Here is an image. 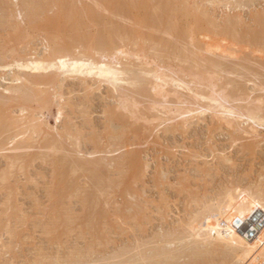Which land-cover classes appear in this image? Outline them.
Here are the masks:
<instances>
[{
    "label": "rangeland",
    "instance_id": "374dc122",
    "mask_svg": "<svg viewBox=\"0 0 264 264\" xmlns=\"http://www.w3.org/2000/svg\"><path fill=\"white\" fill-rule=\"evenodd\" d=\"M140 1L123 0L134 18L119 0H0V264H237L213 208L264 195V0H171L180 30L199 22L190 40ZM62 53L131 82L21 67ZM213 98L262 120L227 126Z\"/></svg>",
    "mask_w": 264,
    "mask_h": 264
},
{
    "label": "bare ground",
    "instance_id": "6f19581e",
    "mask_svg": "<svg viewBox=\"0 0 264 264\" xmlns=\"http://www.w3.org/2000/svg\"><path fill=\"white\" fill-rule=\"evenodd\" d=\"M134 1V0H133ZM136 1V3H138V1L137 0H135ZM152 1V0H151ZM150 0H141L140 2H139V4H138V7L137 8H139L140 10H143V11H146V13H147V21H153L154 19V21L155 22H158V24L160 23V26H162L163 25V27H165L166 26V29H170V34L171 35H173L174 36V34H176L177 33V35H178V37H183V38H185L186 37V35H189L188 36V39H189V37H190V39L191 38H193V37H195V35H198V34H200L201 32H202V30L200 29V26H198L199 25V22L197 23V25H195V26H192L190 29H188L187 27H186V29H188V30H180L178 27V25H176L177 23L175 22L174 23V19H176V18H174L173 17V14L174 13H172V10L173 9H171L170 10V12H168L169 10V7L168 6H170L171 5V8L173 7V2L171 3V0L170 1H168V2H170L169 4H168V2H167V0L165 1V0H157L158 2L156 3L157 5H156V8L157 9H155V10H153V11H151V7H152V5L153 4H155V3H153L152 4V2H151ZM155 1V0H154ZM119 2H120V4H119V7H117V8H120V10H122L121 12H122V15H123V13L125 14V16L126 15H128V16H133L134 18H135V16L134 15H130L131 13L132 14H134L132 11H133V7H135V6H137V5H133V4H136L135 2H132L133 4L131 5V4H128V5H130V6H128L127 4H124L123 3V0H119ZM122 2V3H121ZM156 2V1H155ZM166 2V3H165ZM124 4V5H123ZM176 5H178L177 3H176ZM176 5H175V7H176ZM159 8H158V7ZM131 9H130V8ZM154 7V6H153ZM165 7H167L168 9L166 10L165 9ZM178 7V6H177ZM176 7V8H177ZM136 8V7H135ZM135 8H134V10H135ZM174 8V7H173ZM179 8H181V7H179ZM179 8H177V9H179ZM175 9V8H174ZM185 9V8H184ZM165 10H166V12L169 14L170 13V15H167V13L165 12ZM176 10V9H175ZM173 11V12H175V17H177V12L176 11ZM180 11H181V9H179ZM178 10V11H179ZM138 11V10H137ZM90 12V11H89ZM135 13H136V11H134ZM182 12V11H181ZM92 13V12H91ZM119 13H120V11H119ZM166 13V14H165ZM180 13V12H179ZM185 13L187 14V9H186V11H185ZM177 14V15H176ZM182 14H184V11L182 12ZM186 14H184V16L186 15ZM92 15V14H91ZM90 15V16H91ZM124 16V15H123ZM145 17V16H144ZM180 17V16H179ZM153 19V20H152ZM177 20V19H176ZM178 26V27H177ZM227 30V29H226ZM114 32V31H113ZM174 33V34H172V33ZM198 32V33H197ZM202 34V33H201ZM205 35V34H204ZM176 36V35H175ZM255 36H257V35H255ZM177 37V36H176ZM179 39V38H178ZM189 39V40H190ZM206 50V49H205ZM204 50V51H205ZM208 50V49H207ZM211 50V49H210ZM209 50V51H210ZM213 51V50H212ZM205 53H207V52H205ZM213 53H215V52H213ZM169 54V53H168ZM210 54H212L211 52H210ZM214 55V54H213ZM167 56V55H166ZM220 56V55H219ZM212 56H210V58H211ZM224 57V56H223ZM169 58V57H168ZM48 60H50V61H45V62H47V66L45 67V66H43L42 65V63L43 62H40V61H37V60H35V58H34V60H31V61H28V63L26 64V65H22L21 64V67H27V68H30V67H35V69H53V70H55L56 72H58L59 73V75H61L62 77L64 76V77H70V76H74L75 74H78L79 76H84V77H90V78H94L93 80H99V81H101L102 83L105 81V82H107V83H109L110 85L112 84V86L113 85H119V84H122V83H126L127 81L129 82L130 80L128 79V80H126V78H124V76H125V69H123V68H120L121 66L118 64V66H117V64H110V63H106V62H99V61H95V60H93L92 58H83V57H78V54L75 56V54L74 55H71V54H65V53H62V54H58L57 56H55V57H53V58H51V59H48ZM210 60V59H209ZM213 60V59H212ZM206 61H207V59H206ZM44 62V63H45ZM217 63H218V61H217ZM206 64V63H205ZM210 64V63H209ZM214 64H215V62H214ZM42 65V66H41ZM212 66H213V64H212ZM216 66H217V64H216ZM215 66V67H216ZM220 65L218 64V68H220L219 67ZM211 67V66H210ZM202 68V67H201ZM212 68H214V66L212 67ZM146 70H148V69H146ZM153 70V69H152ZM155 70V69H154ZM151 71V69H149V71H147L148 73L147 74H149V72H154V78L157 80V83L159 84V82L160 83H163V84H166L167 85V83H168V79H172L173 77L171 76H169L168 77V79L166 78L165 79V75H163L164 76V78H162L163 76H159L155 71ZM156 70H158V69H156ZM202 70H204V69H202ZM212 70V69H211ZM213 70H216V68L215 69H213ZM212 70V71H213ZM54 71V72H55ZM200 71H201V69H200ZM55 72V73H56ZM127 72V71H126ZM161 72H162V70H161ZM204 72V71H203ZM202 72V73H203ZM217 72V71H216ZM221 72V71H220ZM220 72H217V73H220ZM58 73H56L57 75H58ZM201 73V74H202ZM207 73V71L205 72V74ZM55 74V75H56ZM127 74L129 75V73L127 72ZM138 74V73H137ZM142 74L144 75L145 73H143L142 72ZM166 74V73H165ZM205 74H203V78L206 76ZM209 74V73H208ZM54 75V76H55ZM151 75V74H150ZM138 76V75H137ZM145 76H147V75H145ZM166 76H168V75H166ZM215 76L217 77V75L215 74ZM129 77V76H128ZM147 77H149V76H147ZM56 78H58V77H56ZM140 78V77H139ZM212 78V77H211ZM134 79V80H133ZM175 79V78H174ZM173 79V80H174ZM205 79V78H204ZM213 79V78H212ZM131 80L133 81V83L135 84V82H138V79H137V77L135 78H131ZM137 80V81H136ZM150 80V79H149ZM166 80H168V81H166ZM172 80V81H173ZM208 80H209V78H208ZM181 81V80H180ZM183 81V80H182ZM131 82V81H130ZM156 82V81H155ZM175 82V81H174ZM174 82H171V84L172 83H174ZM178 82H179V80H178ZM177 82V83H178ZM106 83V84H107ZM185 83V82H184ZM131 84V83H130ZM138 84V83H137ZM141 84H143V83H141ZM140 83L138 84V85H141ZM146 84V83H145ZM149 84V83H148ZM147 84V85H148ZM151 84H153V83H151ZM162 84V85H163ZM181 86L179 87V88H181L184 84H183V82H181ZM126 85H128V83L126 84ZM162 85H160L159 84V87H162ZM165 85V86H166ZM178 85H180L179 83H178ZM132 86H133V84H132ZM131 86V87H132ZM154 86V85H153ZM164 86V85H163ZM170 86V85H169ZM174 86V85H173ZM172 86V87H173ZM113 87H115V86H113ZM120 87V89H123V88H121V85L119 86ZM119 87H117V88H119ZM124 87V86H123ZM140 87H142V86H140ZM143 90L145 89V86H144V84H143ZM156 87V86H155ZM167 87V86H166ZM184 87H187L188 88V86H187V84H186V86H184ZM128 88V87H127ZM175 88V87H174ZM189 89V88H188ZM215 89V88H214ZM141 90H142V88H141ZM142 90V91H143ZM146 90V89H145ZM149 90V89H148ZM182 90V89H181ZM240 91V90H239ZM147 92H150V91H147ZM213 92H215V91H213ZM167 93V92H166ZM176 94V93H175ZM178 94V93H177ZM176 94V95H177ZM201 94V93H200ZM205 94V93H204ZM208 94V93H207ZM165 95V94H164ZM167 95V94H166ZM224 95H227L226 93H224ZM199 96V95H198ZM201 96H202V94H201ZM205 95H203V97H204ZM213 96V95H212ZM167 97V96H166ZM200 97V96H199ZM202 97V98H203ZM208 97V96H207ZM216 98H217V96H215ZM216 98L214 99H210L211 100V102L212 103H214V104H216L215 106H217L218 108H214V109H216V112H217V109L220 111H218V114L219 113H221L222 115V118L224 119V120H226L227 122H228V124H227V126L228 125H230V126H232V124H235V122L236 121H238V120H245L246 122H249V123H251V124H253V126L255 125H257V124H259V122H260V120H262V117L261 118H259V116H258V112L256 113V110L258 109V108H256V110H255V112H253V111H246L247 110V108L248 107H246V113H241L240 111H241V108H239L240 109V111H238V112H236V108L235 109H233V107H228L230 104H228V106H226V105H224V103L225 102H223V104H222V102H221V100H219L220 101V103H219V101H218V99L216 100ZM221 98V97H220ZM178 99H179V97H178ZM221 99H224V98H221ZM180 102V101H179ZM186 102V101H185ZM210 104H207V105H211L212 103L210 102V101H208ZM184 103V102H183ZM188 103V102H187ZM180 104V103H179ZM199 104H201V102L199 103ZM183 105V104H182ZM189 105V104H188ZM198 105V104H197ZM192 106H194V105H192ZM200 106V105H199ZM212 106V105H211ZM210 106V107H211ZM214 106V105H213ZM231 106H233V105H231ZM190 107V106H189ZM195 107V106H194ZM205 107H209V106H206L205 105ZM236 107V106H235ZM188 108V107H187ZM193 108V107H192ZM250 108V107H249ZM248 108V109H249ZM255 108V107H254ZM181 109V108H180ZM209 109V108H208ZM245 109V108H244ZM251 109V108H250ZM249 109V110H250ZM261 109V108H260ZM176 110V109H175ZM179 109H177V111H178ZM188 110V109H187ZM194 110H195V108H194ZM204 110V109H203ZM210 111H211V109H209ZM180 111V110H179ZM205 111V110H204ZM203 111V112H204ZM215 111V110H214ZM257 111H259V112H262V111H260V110H257ZM188 112H190V111H188ZM193 111H191V113H192ZM199 112V111H198ZM240 112V113H239ZM178 113V112H177ZM195 113V112H194ZM200 113V112H199ZM183 114H185V113H183ZM189 114V113H188ZM196 114H198V113H196ZM257 114V115H256ZM180 115V114H179ZM195 115V114H194ZM211 115V114H210ZM176 116V115H175ZM198 116V115H197ZM214 116V115H213ZM216 116V115H215ZM218 116V115H217ZM178 117V116H177ZM180 117V116H179ZM182 117H184V116H182ZM189 117V116H188ZM190 117H191V115H190ZM173 118V117H172ZM195 118V117H194ZM212 118H214V117H212ZM218 118V117H217ZM187 119V118H186ZM185 119V120H186ZM173 120H175V118L173 119ZM182 120V119H181ZM184 120V121H185ZM188 120V119H187ZM192 120H193V118H192ZM263 120H264V118H263ZM176 121V120H175ZM191 121V120H190ZM223 121H221L220 123H222ZM225 122V121H224ZM185 123V122H184ZM226 123V122H225ZM239 122H236V125L238 124ZM263 123V122H262ZM261 123V124H262ZM224 124V123H223ZM239 125V124H238ZM229 126V128L231 129V127ZM244 126V125H243ZM252 126V125H251ZM250 126V127H251ZM254 126V127H255ZM254 127L253 128H251V129H253L252 131L253 132H255L256 130L254 129ZM257 127H258V125H257ZM237 129H239L240 131H242L239 127L237 128ZM250 129V130H251ZM238 130V131H239ZM244 130V129H243ZM247 130V129H246ZM246 132V131H245ZM253 134V133H252ZM251 136V135H250ZM253 139H254V137H252ZM255 138H257V137H255ZM248 139H251V137L250 138H248ZM84 159V158H83ZM80 159H77V161H79ZM80 161H82V159L80 160ZM84 161V160H83ZM89 161V160H88ZM83 163H84V165L85 164H87V163H85V162H82V165H83ZM91 163H92V161H91ZM93 163H95L94 161H93ZM92 163V164H93ZM76 164L78 165V162H76ZM76 165V166H77ZM79 166H80V164H79ZM258 211V210H261V211H264V195L263 194H261V193H259V195H257L256 197H253V196H251V195H249V194H246V193H243V194H241V195H236L235 193H229V194H226V195H224L223 197H222V199H220L217 203H216V205L214 206V208H213V211H214V213H215V222L213 223V229L212 230H214L215 231V240H217V241H219L222 245H223V248H224V250H226L227 252H225L226 254H228V252H229V255L228 256H230V253H232L235 257H236V259L238 260V262H237V264H264V229L261 231V233L259 234V236L256 238V239H254V240H250V241H248L247 239H245L244 237H242V236H240V235H238L234 230H232V227H231V224L233 223V221L235 220V219H247L249 216H251L255 211ZM202 235L201 234H199L198 235V237H201ZM197 238V237H196ZM213 244H208V245H204V246H209L210 248H211V246H212ZM203 246V245H202ZM202 246H201V250H203V251H205L206 249H209V247H204V249L202 248ZM200 249V248H199ZM198 249V251L200 252L201 250H199ZM207 252V251H206ZM224 253V254H225ZM225 254V255H226ZM232 254H231V257H233L232 256ZM228 256H225V257H228ZM230 258V257H229ZM234 261V260H233Z\"/></svg>",
    "mask_w": 264,
    "mask_h": 264
},
{
    "label": "built area",
    "instance_id": "2783aa9c",
    "mask_svg": "<svg viewBox=\"0 0 264 264\" xmlns=\"http://www.w3.org/2000/svg\"><path fill=\"white\" fill-rule=\"evenodd\" d=\"M232 230L248 241L256 239L264 229V211L256 210L247 219H235Z\"/></svg>",
    "mask_w": 264,
    "mask_h": 264
}]
</instances>
